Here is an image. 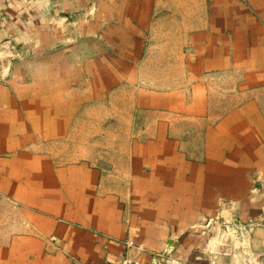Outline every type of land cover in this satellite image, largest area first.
I'll return each mask as SVG.
<instances>
[{"label": "crops", "instance_id": "0c3cea01", "mask_svg": "<svg viewBox=\"0 0 264 264\" xmlns=\"http://www.w3.org/2000/svg\"><path fill=\"white\" fill-rule=\"evenodd\" d=\"M264 264V0H0V264Z\"/></svg>", "mask_w": 264, "mask_h": 264}, {"label": "built area", "instance_id": "2783aa9c", "mask_svg": "<svg viewBox=\"0 0 264 264\" xmlns=\"http://www.w3.org/2000/svg\"><path fill=\"white\" fill-rule=\"evenodd\" d=\"M117 264H140L138 260L132 258H123Z\"/></svg>", "mask_w": 264, "mask_h": 264}]
</instances>
